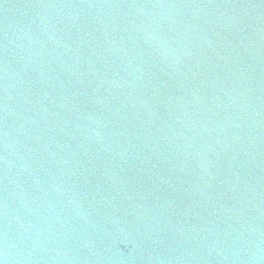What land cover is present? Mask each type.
Instances as JSON below:
<instances>
[{"label": "water", "instance_id": "obj_1", "mask_svg": "<svg viewBox=\"0 0 264 264\" xmlns=\"http://www.w3.org/2000/svg\"><path fill=\"white\" fill-rule=\"evenodd\" d=\"M0 264H264V0H0Z\"/></svg>", "mask_w": 264, "mask_h": 264}]
</instances>
